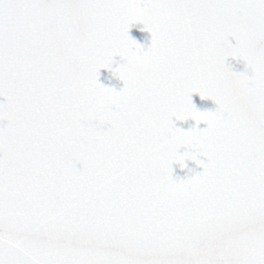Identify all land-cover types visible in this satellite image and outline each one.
Here are the masks:
<instances>
[{"label": "snow or ice", "instance_id": "6c2138e0", "mask_svg": "<svg viewBox=\"0 0 264 264\" xmlns=\"http://www.w3.org/2000/svg\"><path fill=\"white\" fill-rule=\"evenodd\" d=\"M0 264H264V0H0Z\"/></svg>", "mask_w": 264, "mask_h": 264}, {"label": "water", "instance_id": "95a60500", "mask_svg": "<svg viewBox=\"0 0 264 264\" xmlns=\"http://www.w3.org/2000/svg\"><path fill=\"white\" fill-rule=\"evenodd\" d=\"M143 25L142 24H135L129 29V34L137 40L138 43L144 45L145 50L150 46L151 44V34L147 32L146 30H142ZM234 43V41H233ZM114 60L119 62L120 57H114ZM228 63L233 65L234 70L236 71H244L245 65L244 61L240 60L237 61L236 59H233L229 57ZM116 66L115 64L113 65ZM250 74V70H249ZM100 82L105 84L106 86L115 87L116 90H119L124 86V82L119 80L118 77L114 76L108 69H101L100 70ZM193 103L197 106L200 110H215L217 105L212 99L205 98L201 99L198 93L193 94ZM176 126L188 130L191 127H199L204 128L206 127V123L201 122L199 125L196 124L195 121L189 119L187 121H177ZM184 149H181L183 151ZM188 167L185 169H181L178 165H173V176L174 177H180V178H186L190 177L191 175H194L196 172H200L203 169L199 166H197L193 161H187ZM188 169H193V172H189Z\"/></svg>", "mask_w": 264, "mask_h": 264}, {"label": "clouds", "instance_id": "9594fccd", "mask_svg": "<svg viewBox=\"0 0 264 264\" xmlns=\"http://www.w3.org/2000/svg\"><path fill=\"white\" fill-rule=\"evenodd\" d=\"M130 70L134 72L136 75L143 77L148 74L150 68L143 60L137 59L132 64Z\"/></svg>", "mask_w": 264, "mask_h": 264}]
</instances>
